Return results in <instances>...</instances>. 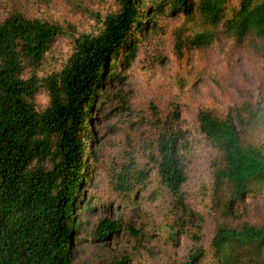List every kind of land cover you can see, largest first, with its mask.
I'll use <instances>...</instances> for the list:
<instances>
[{"label": "trees", "instance_id": "trees-1", "mask_svg": "<svg viewBox=\"0 0 264 264\" xmlns=\"http://www.w3.org/2000/svg\"><path fill=\"white\" fill-rule=\"evenodd\" d=\"M167 10L184 20L173 33L176 56L185 61L191 53L197 61L184 88L204 77L226 95L215 71L219 40L231 43L229 68L242 52L262 60L261 87L227 108L199 109V132L212 153L206 213L187 203L182 159L191 151L176 111L158 117L156 139L115 172L114 189L131 199L157 182V192L170 198L163 249L171 252L159 264H264V219L248 211L249 199L264 207V0H119L116 12L101 17L98 32L74 37L66 64L45 74L53 41L68 29L11 12L0 23V264L75 263L74 235L83 225L78 210L92 178L86 156L96 98L105 79L117 78L119 52H134ZM41 93L49 98L43 111L36 103ZM105 225L106 236L122 230ZM132 230L138 248H145ZM184 238L187 250L179 257ZM124 259L131 257L117 264Z\"/></svg>", "mask_w": 264, "mask_h": 264}, {"label": "rangeland", "instance_id": "rangeland-1", "mask_svg": "<svg viewBox=\"0 0 264 264\" xmlns=\"http://www.w3.org/2000/svg\"><path fill=\"white\" fill-rule=\"evenodd\" d=\"M118 1L0 0V23L17 10L31 18L67 28L68 34L53 41L42 67L43 74L52 73L59 71L72 55L74 37L98 32L101 17L116 12ZM158 21L149 38L134 52H119L114 61L118 76L105 79L102 93L96 98L91 117L94 139L86 156L92 178L78 210V220L83 225L74 235V264H117L125 255L131 260L125 262L124 259L125 263L120 264L161 263L166 253L171 252V246L163 249L164 226L171 217L170 198L161 190L157 192L158 184L154 182L146 192L128 199L115 191L113 175L131 157L138 158L156 139L158 117L176 111L178 127L185 136L184 144L191 151L182 159L188 179L184 189L187 203L196 211L206 213L212 153L199 132V109L210 105L227 108L261 87L262 60L242 52L236 65L229 68L231 43L219 40L215 71L223 75L222 87L226 95L222 96L220 90L204 77L192 80V85L188 83L184 88L186 73H191L197 61L191 53L185 61L178 59L175 53L173 33L184 21L183 16L171 15L167 10ZM36 103L40 111L45 110L49 105L48 95L39 94ZM259 133L264 141V126ZM88 205L92 207L90 212L86 210ZM248 211L253 218L264 219V207L258 200L249 199ZM106 220L120 224L122 230L106 236V225L102 227ZM210 224L209 220L207 238L211 234ZM132 229L142 235L145 248H138ZM187 246V238H184L182 248L177 251L179 257L185 254Z\"/></svg>", "mask_w": 264, "mask_h": 264}]
</instances>
